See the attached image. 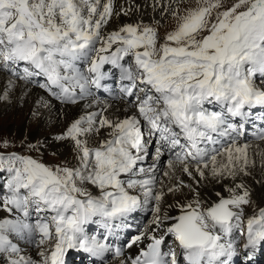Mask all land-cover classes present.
<instances>
[{
    "label": "snow or ice",
    "instance_id": "snow-or-ice-1",
    "mask_svg": "<svg viewBox=\"0 0 264 264\" xmlns=\"http://www.w3.org/2000/svg\"><path fill=\"white\" fill-rule=\"evenodd\" d=\"M152 7L175 20L164 35L161 20L106 30L132 11L114 0H0V101L36 86L50 98L40 106L78 110L54 138L72 145L74 162L49 166L0 142L7 264H66L70 250L91 264L109 253L119 264H234L264 246V205L247 179L264 188V0ZM168 196L177 214L162 209ZM136 212L151 219L127 247L150 242L120 259L110 237Z\"/></svg>",
    "mask_w": 264,
    "mask_h": 264
},
{
    "label": "bare ground",
    "instance_id": "bare-ground-1",
    "mask_svg": "<svg viewBox=\"0 0 264 264\" xmlns=\"http://www.w3.org/2000/svg\"><path fill=\"white\" fill-rule=\"evenodd\" d=\"M137 1V0H136ZM136 4H141L139 9L137 10V6L134 5L130 0H114V5L115 8L118 10L121 7L124 8H131L132 11L129 12L127 16L125 15H120L118 17H114L108 24L107 29L109 30V27H112L113 30L118 28L121 24H125L129 22H136L139 20L147 21L150 20V18H154L155 20H159L163 17L160 16L159 12V7L154 11L153 10V0H139L137 1ZM172 19V18H171ZM170 19V20H171ZM7 77L1 73L0 74V91L3 90L5 83H6ZM37 90H36V89ZM43 97L45 100L50 99L47 94L42 90L39 89L36 86H32L31 89L27 92V94H23L22 89L18 85L15 89H13L10 93V101H0V113L1 114H8L9 112L12 113L11 115H16L17 119L21 118L23 115V111L21 112L19 109L20 104L23 105V108L31 107V113L28 117V119H24V122H17V124L12 123V124H5L7 125V128H11V132H18L20 136H23L25 132H27L28 127V122L32 121L34 119V124L38 123L39 126L42 127V129L47 130V126L49 125V122L53 124V128L55 130L62 128L61 130L63 131L65 124H67L70 120H72L75 116L78 115V110L77 107L75 106H64L61 105L57 101H52L51 102V107L46 108L40 106V99ZM121 102L116 101L115 104L118 106ZM21 108V109H23ZM25 112V111H24ZM35 113V114H34ZM26 115V114H25ZM28 115V114H27ZM7 117V115H5ZM38 119V120H37ZM52 128V127H51ZM41 128H36L34 131V135L36 137H40L41 139L45 137L46 142L49 144L51 147L52 151L54 150L55 152L57 151L58 154L64 155V153L67 151V149L72 148V145L67 142V141H56L54 138L59 135L60 133H50L53 135H50L49 133H42ZM50 129V128H49ZM251 131H249V135L251 136ZM17 135V134H16ZM50 135V136H49ZM36 141V140H34ZM180 175V173H177ZM254 175L256 176L257 179L260 178V173L259 170H256L254 172ZM166 179V178H165ZM183 179L185 181H188L187 176H183ZM249 183L253 187V199L257 202V204L264 205V188L261 187L260 184H257L253 181L252 177L247 178ZM212 185L209 184L207 188L201 189V191H209L211 190ZM216 188H219V185H216ZM174 198L171 196L166 197L167 203L162 204V209H167L170 214H177L178 210L174 209H168V204L173 203ZM6 213L0 212V217L6 216ZM151 219V214L150 213H145V212H136L132 214L131 220L128 222L132 225V227H125L121 228L118 230V235L110 237V240L112 244H115L116 242L121 243L123 248L125 249L126 255L121 257L120 259H123L125 257H134L136 256L140 248H143L148 242L147 239H145L143 242L140 243L139 247L136 244H133L131 247H127V244L131 242V239L138 235L141 231L144 230L145 226L147 225L148 221ZM150 230V229H149ZM90 231L93 233L96 232H104L105 230L100 227L99 225H92L90 226ZM235 238H236V243H238L237 239V234L236 232L234 233ZM173 240L171 237H166L165 238V244H164V249L163 251H167L168 246H172ZM21 247L23 248V253L27 256H30L34 261H39V249L36 248L34 245H29L21 241ZM33 247H35L37 250L33 251ZM264 246H262L263 248ZM35 250V249H34ZM71 252L75 253L77 258L79 259H86V264H91L92 257H90L86 253L82 252H76L70 250L68 255L66 256V264H69V257ZM108 258V264H119L118 259H113L112 254H106ZM235 259V257H234ZM7 264V260L5 257L0 255V263Z\"/></svg>",
    "mask_w": 264,
    "mask_h": 264
},
{
    "label": "rangeland",
    "instance_id": "rangeland-1",
    "mask_svg": "<svg viewBox=\"0 0 264 264\" xmlns=\"http://www.w3.org/2000/svg\"><path fill=\"white\" fill-rule=\"evenodd\" d=\"M126 0H124L125 2ZM128 1V0H127ZM134 5L140 6L141 4H136L137 1L139 0H130ZM185 3H189L190 0H184ZM120 9V8H119ZM118 9V10H119ZM139 7H137V10ZM171 17L167 18H161L159 20L162 21V26L160 27V34L164 35L166 31H170L174 26H175V20L171 19ZM155 19L150 18V20L144 21L145 23H153L154 24ZM130 23L129 21H127ZM108 26V25H107ZM109 30H113L112 27H109ZM36 89V88H35ZM37 90V89H36ZM23 105L20 104L19 109L24 116H21V118L17 119L16 115H11L12 113L8 114H1L0 113V142L2 141H7L9 144V151H15L18 152L22 155H29L32 156L33 158H36L40 160L41 162L45 163L46 165L52 166V165H57V164H63L65 162H74V152L72 148L67 149V151L64 153V155H61L55 152L54 150L52 151L51 147L49 144L46 142L44 136L42 139L40 137H36L34 135V131L36 128H41L38 123L34 124V119L32 121L28 122V127L27 132L23 134V136H20L18 132L12 133L10 130L11 128H7L5 124H12L17 122H24V119H28L30 113H31V107L23 108ZM25 111V112H24ZM26 114V115H25ZM28 114V115H27ZM7 115V117L5 116ZM38 120V119H37ZM52 127V128H51ZM53 124L49 122V125L47 126L46 129H42V133H60L62 128L55 130L53 128ZM50 128V129H49ZM17 134V135H16ZM53 135V134H50ZM49 135V136H50ZM36 140V141H34ZM4 213V212H3ZM251 213V210H249V214ZM237 234V239L238 243L237 245L240 246V251L243 252L242 244H243V237L239 235V231H236ZM35 249V250H34ZM37 249L33 247V251H36ZM3 256V255H1ZM4 257V256H3ZM6 258V257H5ZM240 264H263L264 263V247H260L253 255V258L251 261L244 262L242 257H239ZM41 257L39 258V260ZM79 258H77L76 255H74L71 258L70 264H81L79 261ZM1 264V263H0Z\"/></svg>",
    "mask_w": 264,
    "mask_h": 264
}]
</instances>
